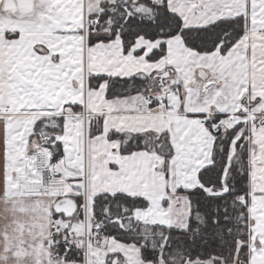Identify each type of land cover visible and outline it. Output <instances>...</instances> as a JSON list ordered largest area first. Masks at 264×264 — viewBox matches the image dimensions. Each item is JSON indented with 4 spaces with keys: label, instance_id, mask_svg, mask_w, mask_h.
Instances as JSON below:
<instances>
[{
    "label": "snow or ice",
    "instance_id": "6c2138e0",
    "mask_svg": "<svg viewBox=\"0 0 264 264\" xmlns=\"http://www.w3.org/2000/svg\"><path fill=\"white\" fill-rule=\"evenodd\" d=\"M0 264H264V0H0Z\"/></svg>",
    "mask_w": 264,
    "mask_h": 264
}]
</instances>
